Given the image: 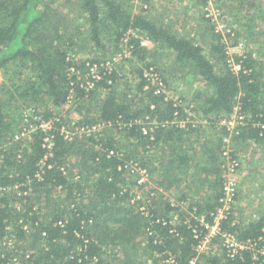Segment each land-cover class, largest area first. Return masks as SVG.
Masks as SVG:
<instances>
[{"label": "trees", "instance_id": "trees-1", "mask_svg": "<svg viewBox=\"0 0 264 264\" xmlns=\"http://www.w3.org/2000/svg\"><path fill=\"white\" fill-rule=\"evenodd\" d=\"M79 3L80 17L87 21L89 39L95 46L106 49L101 37L105 34V38L113 39L116 47L117 42L133 31L156 46L170 49L177 63L193 66L211 89L208 95L194 96V100L201 102L192 110L202 113L208 122L206 125L217 130V119L238 106L245 119L236 128L233 141L264 142L261 127L264 124V64L251 50L246 48L240 55H234L240 66L234 72L227 62L225 44L219 40L209 44V57L204 47L193 39L127 10L116 0H80ZM64 21L51 0H0V70L6 78L0 84V242L10 243L0 245V264H172L168 261L169 253L177 264H185L196 243L185 220L190 217V222L195 223V215L209 220L220 205L221 174L208 188L201 176L220 171L221 137L228 131L218 129L214 141L208 144L200 143L201 124H195L193 116L190 118L193 121L184 127L171 124L175 118H186L187 113L182 106H174L172 101L154 94L151 88L145 89L148 82L143 76L144 67L155 63L145 61L150 50L141 47L133 37L128 46H132V55L143 66L137 68L135 92L130 94L128 86L121 91L119 75L103 69L100 79L91 80L94 85L89 90L80 86L79 83L86 84L84 80L72 86L70 83L77 75L69 77L70 67L75 71L85 67L88 73L86 63L99 62L83 60L78 65L77 60L68 58L67 50L72 48L74 38L72 32L63 30ZM253 33L250 29L246 31L247 44L256 34ZM216 36L220 39L219 34ZM164 80L167 83L165 77ZM71 88L76 93L75 109L82 115L78 124L102 121L112 122L113 126L95 137L72 141L65 140L55 130V148L39 178V162L46 153L41 145L42 135L36 132L30 140L26 137L14 140L13 135L20 128L14 129V120L4 108L15 99V102L23 99L36 104L35 109L42 117H56L53 112L65 103ZM5 96L10 100H3ZM42 102L45 110L39 108ZM90 102L95 104L94 109L87 107ZM145 116L154 117L158 122L152 132L153 140H150L151 133L142 134L141 124L135 123ZM69 122L68 117H60L55 127ZM117 122H132V126L121 127L116 133ZM148 144L158 149L157 163H167L162 167L163 179L158 183L167 189L184 181L189 189L196 179L195 188H205L201 201L186 205L188 196L182 193L173 205L162 191L152 190L147 215L130 203L134 182L128 181L118 167L124 160L134 158L141 160L152 174L156 168H151L149 159L143 161L139 157L140 151L148 152ZM111 149L123 157L108 155ZM200 151L207 162L194 163ZM58 192L64 193L63 198ZM233 213L234 208L223 222V229L235 233L240 240H255L262 235L264 214L235 224ZM107 250L111 253L105 256ZM207 264L258 263L252 260L250 250H243L231 258L223 254L209 255Z\"/></svg>", "mask_w": 264, "mask_h": 264}, {"label": "rangeland", "instance_id": "rangeland-1", "mask_svg": "<svg viewBox=\"0 0 264 264\" xmlns=\"http://www.w3.org/2000/svg\"><path fill=\"white\" fill-rule=\"evenodd\" d=\"M79 1L80 0H51V5L56 8L65 19L63 22V30L65 29L67 32H72L73 34L74 43L72 48L67 50L68 58L74 61L77 60L78 65L83 60H97V62L105 64L108 62L107 65L120 77L118 85L121 91L128 86L130 94L133 93V91L135 92V83L138 81L137 68H142V63L136 56L127 53V45L124 44L123 41L125 36L121 41L117 42V46L115 47L113 39L111 37L109 39L107 36L105 38V34H102L101 37L103 36L105 40L103 44H105L106 49L95 46L89 39L87 21L85 18L80 17L81 10ZM116 1L127 10L143 14L156 24L162 25L173 33L193 39V41L204 47V53L209 57L211 55L209 52V44L219 40L220 43L225 44V46L232 44L231 50L234 53L244 52L246 48L251 50L257 60L262 61V64H264V0H147V3H145L146 6L139 4L137 1L135 2V0ZM251 4H253V6H251ZM207 9H211L210 16L206 15L208 12ZM249 29L254 32L253 34H256L250 38V41L252 40L250 44H247L249 38L246 37L245 33ZM134 33L143 38L145 37L138 32ZM216 34H219L220 39H217L218 36H216ZM253 38L257 40L255 43L253 42ZM239 42L242 43V49H240V47H233ZM66 45L67 44L64 46ZM146 48L150 50V52L145 61H153L155 63L154 66H156V68L160 70L159 72L161 75L167 79L170 91L174 95L184 98L187 111L192 114L194 122H196L195 124H201L200 135L205 133V135L210 136L209 138L216 136V131H219L218 129L220 128H216L217 130H215L206 125V123L199 122L197 113L192 111L195 107L197 108L201 102L200 99L194 100V96L197 93L203 95L210 94V87L199 75H197L193 66L188 63H177L175 54L170 49L156 46V44L152 42H149ZM117 57V61L111 62L113 58ZM217 67L219 69L221 67L220 64ZM144 68H146V66ZM76 71L79 72L78 76L81 77V80H89L85 67ZM71 76L72 74H69V77ZM5 81L6 78L0 70V84ZM3 100L9 101L10 99L8 100V96H5ZM15 100L9 105L7 104L4 110L10 118L14 120V129L17 130L23 126V114L28 108H35L36 104L23 99L17 100L16 102ZM43 104V102L40 103L39 108L45 110ZM64 104L57 107L56 111L53 113L57 114L56 116L59 118L62 117L65 119L68 117L70 120L69 124L73 121L76 122V120L78 122L79 119L77 118H80L79 116L82 115L75 109L76 104H72L69 108H66ZM87 107L94 109L93 107H95V104L90 102ZM196 110L197 109H195V111ZM85 111L86 109L84 108L82 110L83 114ZM93 114L94 113H91L90 115L93 116ZM232 114L233 111L231 113H223L222 116H230ZM106 128L107 127H101L100 132L104 131ZM119 129L120 128L115 127V132L119 133ZM233 146L241 161V166L236 173L238 196L233 207L234 223L238 224L239 221L242 223L249 222L264 214V142L250 143L249 141L239 140L237 142L233 141ZM146 148H149L148 152L143 153L140 151L139 157H141L143 161L149 159L151 168H156L152 174L147 169L149 175L148 184L153 188L155 185L161 187L158 181L163 179V177H161L163 174L162 167L167 166V163L163 165L157 163L156 152H158V149L156 147L149 146L148 144ZM203 158L202 152H198L194 163H203ZM139 162H141V160H139ZM221 173L222 167L218 173L204 174L206 180L204 184L206 185L205 188H208L214 178H217ZM153 175L155 176L153 177ZM128 178H130V176ZM182 179L187 178L182 177ZM163 184L166 185V182L164 181ZM184 185L185 182L180 181L179 185L177 183L175 186H172L170 197H172L173 200L180 197L182 194L181 190H184ZM197 189L192 193H187L188 199L186 200V205L191 202L201 201L204 198V192H202L201 189ZM131 190L134 191V186H131ZM210 192L211 190H208V194H210ZM142 194L145 197L147 191L143 190ZM57 195L63 198L64 193L58 192ZM186 212L189 211L187 210ZM5 244L9 245L10 243L4 241L0 242V245ZM213 246L216 253L221 251L218 241L214 242ZM105 252V256L111 253L108 250ZM15 260L16 259H14V261Z\"/></svg>", "mask_w": 264, "mask_h": 264}, {"label": "built area", "instance_id": "built-area-1", "mask_svg": "<svg viewBox=\"0 0 264 264\" xmlns=\"http://www.w3.org/2000/svg\"><path fill=\"white\" fill-rule=\"evenodd\" d=\"M139 2L143 6H146L147 0H135V2ZM207 16H210L211 9H207ZM219 14V13H218ZM133 37L139 40V44L141 47H147L150 40L146 37H141L135 34L133 31H129L123 41L124 44L127 45V53L132 54L131 47L128 46L129 39ZM242 43L239 42L235 44L233 47H240ZM232 44L225 46V51L227 54V62L229 67L234 72H238L240 70L239 64L235 61L234 55H240L242 52H232L231 50ZM117 58H113L111 62L117 61ZM108 62L105 63H90L87 62L88 69V77L90 80L86 81V84L79 83L81 77H79V72L75 73V69L73 67L69 68L71 74H76V80L71 81V85L80 84L82 88L85 90H89L93 87L94 83L91 80H98L101 78V71H113L110 66L107 65ZM143 76L145 77L148 84L145 86V89L151 88L156 95H160L163 97L165 101H172L174 106H182L187 113V117L184 119L175 118L171 121V124H176L180 127H184L187 122H191L192 114L187 111V107H185V103L182 101L181 97L178 95H174L164 77L161 75L159 70L153 64H149L143 70ZM75 81V82H74ZM84 85V86H83ZM76 99V93L74 88H71L67 99L65 101L64 106L69 108ZM24 115V123L23 126L19 130H17L13 137L14 140H18L20 138L26 137L27 139H31L33 133H41L42 135V147L46 150L44 157L39 162V169L37 176L40 178V174L43 171V168L47 165V158L52 156L53 150L55 148V134L54 131L58 130L59 134L67 141H72L75 138H88L95 137L98 132H100L101 127H110L113 126L112 122H102L97 121L93 123H84L77 124L73 121L71 124H62L60 127L56 128L55 123L59 120V117H50L44 118L42 115L36 111L35 108L30 107ZM79 119V118H77ZM245 115L240 111L238 106H234L233 114L230 116H220L215 122L216 128H225L228 133L222 135L221 143L222 146L220 148V161L222 167V184H221V196L219 198L220 205L215 210V212L211 213L210 219L206 220L198 215H195L194 218L197 222L191 223L190 217H188L185 221L188 223V228L190 229L191 235L196 240L195 245L193 246V251L185 264H207V258L209 255H221L227 257H234L240 254L243 250H250L252 252V260L258 264L264 263V228L262 229V235H260L255 240H240L237 235L233 232L223 229V222L228 219L229 215L232 213V208L234 207L237 196H238V187L236 180V173L238 172L241 161L238 154L235 152L233 146V136L236 133V128L244 123ZM194 122V121H193ZM135 123L141 124V131L144 135H150V140H153L154 137L152 132L158 126V122L156 118H152L149 116H145L143 120H136ZM168 123V122H167ZM196 123V122H195ZM205 123H208L205 120ZM118 128L124 126H132V122L121 124L120 122L116 123ZM116 126V127H117ZM264 128V124L261 125ZM238 133V132H237ZM108 155H118L119 158H122L123 155L120 152H117L114 149L109 150ZM124 160V159H122ZM121 170L125 178H130L131 183L134 186V193L130 199V203L134 205L137 210L141 211L145 215L149 213V206L151 205V197L153 196L152 187L148 184V170L145 166H143L139 160L131 159L124 160L123 164L118 167ZM77 173V172H76ZM76 178H79V174L76 175ZM151 187V188H150ZM1 190V189H0ZM146 190L147 195L144 197L142 191ZM170 202L175 205V201L170 197ZM17 207H20L17 204ZM193 216V214H192ZM234 223V222H232ZM59 224H62L59 221ZM219 242L221 251L216 253L214 249V242ZM169 263L177 264L175 262L174 256L169 253L168 258Z\"/></svg>", "mask_w": 264, "mask_h": 264}, {"label": "crops", "instance_id": "crops-1", "mask_svg": "<svg viewBox=\"0 0 264 264\" xmlns=\"http://www.w3.org/2000/svg\"><path fill=\"white\" fill-rule=\"evenodd\" d=\"M151 42V41H150ZM154 44V43H153ZM193 112H195V113H197V119H198V121L199 122H203V123H205V117H203L202 116V113L198 110V112H197V110L196 111H193ZM195 117V116H194ZM210 136H207V135H205V133L204 134H202L201 135V139H200V143H202L203 141H205V142H208V144H211L212 143V141H214V139H215V136H212L211 138H209ZM147 153V152H146ZM202 160H204V162H207V159H206V157H204ZM155 166V165H154ZM155 175H153V177H154ZM203 176H204V174H203ZM203 176H201L202 178H204ZM198 181L196 180V179H194V184H192L191 186L189 185V189H187V187H186V185H184V190H181V193H192L193 191H195L197 188H195V186H196V183H197ZM159 184V183H158ZM186 184V183H185ZM157 186V187H156ZM159 186H160V184H159ZM201 189V188H200ZM200 189H197V190H200ZM152 190H155V191H162L163 192V194L164 195H166L167 197H169L170 198V190H171V187H169V188H167V189H164L162 186L161 187H158V185H155V187L153 188L152 187ZM201 191L202 192H205V188L203 189H201ZM172 198V197H171Z\"/></svg>", "mask_w": 264, "mask_h": 264}]
</instances>
